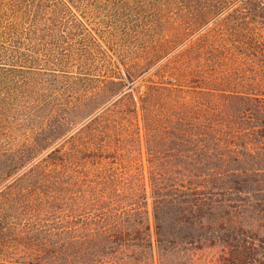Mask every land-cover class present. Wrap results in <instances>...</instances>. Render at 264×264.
<instances>
[{
    "label": "trees",
    "instance_id": "obj_1",
    "mask_svg": "<svg viewBox=\"0 0 264 264\" xmlns=\"http://www.w3.org/2000/svg\"><path fill=\"white\" fill-rule=\"evenodd\" d=\"M253 211L264 0H0V264H252Z\"/></svg>",
    "mask_w": 264,
    "mask_h": 264
},
{
    "label": "rangeland",
    "instance_id": "obj_2",
    "mask_svg": "<svg viewBox=\"0 0 264 264\" xmlns=\"http://www.w3.org/2000/svg\"><path fill=\"white\" fill-rule=\"evenodd\" d=\"M149 201L151 198L149 197ZM248 235L252 242V264H264V213L253 211L249 215ZM192 255L200 264H217L221 254L219 246L192 250Z\"/></svg>",
    "mask_w": 264,
    "mask_h": 264
}]
</instances>
